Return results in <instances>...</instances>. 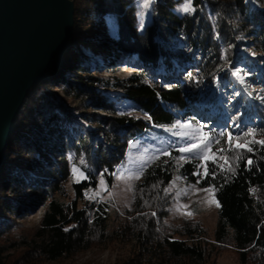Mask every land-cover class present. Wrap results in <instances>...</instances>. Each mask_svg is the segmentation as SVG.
Masks as SVG:
<instances>
[{
    "label": "trees",
    "instance_id": "obj_1",
    "mask_svg": "<svg viewBox=\"0 0 264 264\" xmlns=\"http://www.w3.org/2000/svg\"><path fill=\"white\" fill-rule=\"evenodd\" d=\"M253 1L254 7L247 0H190L192 11L184 12L188 0H151L148 7L146 0H71L74 29L64 65L31 89L7 142L0 264H74L96 250H113V264H217L225 255L233 264H264L259 144L252 152L230 147L232 170L209 163L203 178L195 162L178 165V147L162 146L133 188L127 221L118 224L108 206L90 199L101 178L112 183L146 132L159 141L185 120L201 122L212 139H223L228 123L235 139L264 140V0ZM120 69L137 74L98 75ZM234 72L244 88L258 90L248 93L251 107L235 116L217 105L246 103L229 90ZM175 171L187 185L214 189L213 230L192 219L172 222ZM38 211V221H28Z\"/></svg>",
    "mask_w": 264,
    "mask_h": 264
},
{
    "label": "water",
    "instance_id": "obj_2",
    "mask_svg": "<svg viewBox=\"0 0 264 264\" xmlns=\"http://www.w3.org/2000/svg\"><path fill=\"white\" fill-rule=\"evenodd\" d=\"M73 16L71 0H0V177L26 97L64 65Z\"/></svg>",
    "mask_w": 264,
    "mask_h": 264
},
{
    "label": "rangeland",
    "instance_id": "obj_3",
    "mask_svg": "<svg viewBox=\"0 0 264 264\" xmlns=\"http://www.w3.org/2000/svg\"><path fill=\"white\" fill-rule=\"evenodd\" d=\"M247 1L251 4L252 7L255 6L253 0H247ZM82 49L85 48H81V50ZM81 50H80V54L83 55ZM93 58H89V60H94L95 58L94 59ZM130 72L131 69H120L113 75L105 71H100L98 75H101V77L103 78H115L118 80H124L129 78L131 75H133V74L130 75ZM135 74H137V72ZM230 82L231 85L230 87L229 86L228 87L229 90H231V93L235 92L234 98L238 99V101H241L242 98H245L246 103L240 106L241 108H238V106H234L233 104L230 103L228 104V102L223 101L221 99L219 102H217V105L221 107L220 109L222 111H224V109H227L231 111L233 115L234 114L240 115L239 113L243 114L245 108L249 109L254 101V99H252L250 97L251 95H249L248 93H250V91L258 92V90L257 88H251V87L244 88V80L243 82H241L240 78H238L237 75H233V73H231ZM247 84L248 83H245V85ZM217 91H218V96L220 95L221 97L227 96L225 94L222 95V93L224 92H221L219 87H217ZM236 92L239 94L236 95ZM93 113L99 115L98 112H93ZM183 121L184 122L182 123L191 124L190 122H186L185 120ZM243 122L245 123L246 121L243 120ZM182 123H177L175 125L176 127H172L169 130L167 129L164 130L165 137L164 139L160 138L159 141H158L159 139L158 135L153 133L147 134L146 132L144 136L138 138L136 142L133 144V146L130 147L125 161L115 171L112 183L109 184L105 179L101 178L104 181L102 185L100 183L101 179L99 180L96 190L91 193L90 199L93 201L96 200L97 203L100 202L108 206L109 212L116 215L115 224L127 221L126 220L127 216L125 213L130 208L131 205L133 188L137 183L140 182L141 173L143 172V170L158 158L159 156L158 149H160L162 146H169V147L175 146L180 148L188 143L194 142V140H192L190 137L196 136L197 138H200L201 133L195 131L196 125L191 124L192 125L191 128L182 130L178 127V125ZM199 123L202 124L201 122ZM225 129L227 131V134L230 133L233 137V140L235 141V138L232 134L234 128L230 129L227 123ZM237 130H239V128ZM181 131L187 133V137L185 139H181L176 134ZM226 139H227V135H224L223 139L219 137V141H220L219 144L215 143L217 139H211V141H209V148L212 153L216 154L217 157L216 163H212L210 161L202 162L200 156L204 154V151L201 150L199 153H183L182 156L183 158L181 157V160L178 161V165H181L184 162H195L196 167L199 169L201 173H203V168L201 167L202 163H205L206 166L210 163L222 169L220 165H225L224 159L227 151L223 153H217L216 150L218 148L231 147L230 145L225 143ZM76 181H79V178H77ZM169 191L170 193L173 194L175 200L174 211L172 215V222L175 225H180L185 219H192L208 230L214 229L216 222V212L218 207L216 206V201L214 199L213 193L205 192L203 191V189H199L196 186L187 185L185 182H183L180 179L177 171L173 173L172 182ZM59 193L62 197H65L63 189H59ZM39 216H40V211L36 213V216L34 218L31 216L30 218L28 217L27 219L28 221H33L34 223H36L39 219ZM117 257L118 256H116V253H114L113 250L102 251V252L96 250L84 256L78 257L75 260L74 264H113ZM228 258L229 256L226 255L223 257H218L216 260L217 264H233L232 260L231 259L229 260Z\"/></svg>",
    "mask_w": 264,
    "mask_h": 264
},
{
    "label": "snow or ice",
    "instance_id": "obj_4",
    "mask_svg": "<svg viewBox=\"0 0 264 264\" xmlns=\"http://www.w3.org/2000/svg\"><path fill=\"white\" fill-rule=\"evenodd\" d=\"M150 2H151V0H146V3L144 5V7H148V4ZM183 11L184 12L192 11L190 0H188V2L184 5ZM143 26H144L143 19H141L140 28H143ZM233 75H237V73L234 72ZM240 80H241V82H243V77H240ZM237 126H239V125H237ZM174 127H176V126H174ZM178 127L183 130V129L191 128L192 125L189 124V123H182V124H179ZM195 131L201 133L200 138H197L196 136L190 137L192 140H194V142L193 143H188L185 146H182V147L178 148V151H180L182 153H199L201 150H203L204 154L200 156L201 161L202 162L210 161L212 163H216L217 162L216 154L212 153L210 148H209V141H211L212 137L210 135H208V134H204L203 133V126L197 125ZM176 134L181 139H185L187 137V133H185L183 131L178 132ZM220 135L224 136L225 133H220ZM226 135H227V139L225 140V143L230 145L231 148L252 152L253 151V148L251 147L252 144H259L261 147H264V140H255V139L248 140V139H243L241 137H237L235 139V141H234L233 137H232V135L230 133H228ZM245 135L247 137H253L254 136V132L249 131V132L245 133ZM219 142H220L219 139H217L215 141V143H217V144H219ZM231 148H218L216 150V152L217 153H223L225 151L231 150ZM164 154L165 155H170V153H168V152H165ZM236 159H239V156H237ZM224 163L226 165H228L229 170H232L228 158L224 159ZM247 163L249 165H251L252 164V160L249 159L247 161ZM201 167L203 168V173L201 174L199 171H197L196 175H202V178L203 177H207L210 173H209L208 168L206 167V164L202 163ZM220 167L223 170L224 165H220ZM76 172H78V169L73 167V173L75 174ZM212 175H213V178H214V173ZM137 178H138V176H137ZM100 183L103 185V183H104L103 179H101ZM165 191H167V189ZM203 191L208 192V193H214V189H212V188H205V189H203ZM252 191H255V189H253ZM216 206L219 207V203L218 202H216Z\"/></svg>",
    "mask_w": 264,
    "mask_h": 264
},
{
    "label": "bare ground",
    "instance_id": "obj_5",
    "mask_svg": "<svg viewBox=\"0 0 264 264\" xmlns=\"http://www.w3.org/2000/svg\"><path fill=\"white\" fill-rule=\"evenodd\" d=\"M135 73H136V71L134 72V70L131 69L130 75L135 74Z\"/></svg>",
    "mask_w": 264,
    "mask_h": 264
}]
</instances>
